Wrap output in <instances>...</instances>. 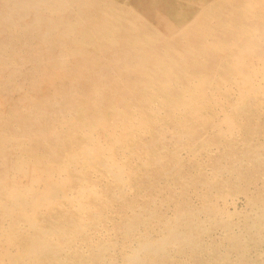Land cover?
<instances>
[{
    "label": "bare ground",
    "instance_id": "bare-ground-1",
    "mask_svg": "<svg viewBox=\"0 0 264 264\" xmlns=\"http://www.w3.org/2000/svg\"><path fill=\"white\" fill-rule=\"evenodd\" d=\"M0 264H264V0H0Z\"/></svg>",
    "mask_w": 264,
    "mask_h": 264
},
{
    "label": "rangeland",
    "instance_id": "rangeland-1",
    "mask_svg": "<svg viewBox=\"0 0 264 264\" xmlns=\"http://www.w3.org/2000/svg\"><path fill=\"white\" fill-rule=\"evenodd\" d=\"M241 199H242V198H241ZM243 204H244V202H240V203H239V209H241V208L243 207ZM220 205H223L222 202H220ZM231 207H232V206H231ZM231 209H233V208H231ZM5 222H6V221H4V224H5ZM252 250H253V251H252V256H253V257H256V255H257L256 250H255L254 248H253Z\"/></svg>",
    "mask_w": 264,
    "mask_h": 264
}]
</instances>
